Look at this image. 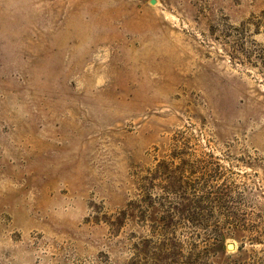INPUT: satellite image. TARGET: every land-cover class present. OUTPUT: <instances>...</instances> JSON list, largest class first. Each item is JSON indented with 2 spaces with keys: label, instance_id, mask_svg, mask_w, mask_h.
<instances>
[{
  "label": "rangeland",
  "instance_id": "374dc122",
  "mask_svg": "<svg viewBox=\"0 0 264 264\" xmlns=\"http://www.w3.org/2000/svg\"><path fill=\"white\" fill-rule=\"evenodd\" d=\"M0 264H264V0H0Z\"/></svg>",
  "mask_w": 264,
  "mask_h": 264
},
{
  "label": "water",
  "instance_id": "95a60500",
  "mask_svg": "<svg viewBox=\"0 0 264 264\" xmlns=\"http://www.w3.org/2000/svg\"><path fill=\"white\" fill-rule=\"evenodd\" d=\"M229 249H232V247H229Z\"/></svg>",
  "mask_w": 264,
  "mask_h": 264
}]
</instances>
